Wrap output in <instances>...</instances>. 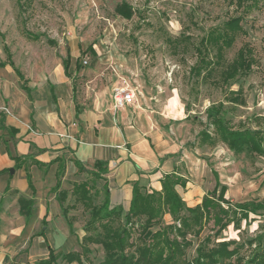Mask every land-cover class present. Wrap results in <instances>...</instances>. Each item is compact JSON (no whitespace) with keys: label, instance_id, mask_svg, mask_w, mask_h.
<instances>
[{"label":"rangeland","instance_id":"rangeland-1","mask_svg":"<svg viewBox=\"0 0 264 264\" xmlns=\"http://www.w3.org/2000/svg\"><path fill=\"white\" fill-rule=\"evenodd\" d=\"M233 19L240 21L241 30L224 50L221 64L216 66L212 46L198 56L201 40L211 30L224 32ZM242 46L251 50L250 70L224 83L220 74ZM68 50L73 60L69 80L83 106L106 109L109 103H104V97L115 88L133 90L134 104L115 123L120 145L129 151L132 143L146 142L162 156L169 170L186 181L184 188L176 190L187 207L199 205L213 190L214 173L226 187L224 197L230 202L264 205V156L228 149L206 117L208 107L221 104L233 129L264 132V0H0V58L12 62L27 81L49 83ZM232 92L238 94L239 102L228 98ZM65 176V188L56 192L64 219L59 217L56 224L69 227V232L59 227L47 238L54 251L80 257L70 263L58 259L56 264H100L105 250L94 238L102 229L98 221L93 226L87 222L91 208L105 198L104 181L86 168L75 174L67 171ZM81 182L87 184L88 198L72 193V184ZM152 190L146 191L151 194ZM161 208L159 223L149 228L145 217L126 224L128 210L103 222L108 221L110 232L129 229L124 254L134 257L147 248L151 234L164 226L183 234L170 233V239L190 242L184 250L189 264L197 250L223 246L237 251L225 264L237 258L238 264H246L257 246L264 247V207L250 213V221H241L238 229L230 224L217 234L213 219H203L202 230L196 233L190 219L185 228L168 208ZM182 215L189 214L181 211Z\"/></svg>","mask_w":264,"mask_h":264},{"label":"crops","instance_id":"crops-1","mask_svg":"<svg viewBox=\"0 0 264 264\" xmlns=\"http://www.w3.org/2000/svg\"><path fill=\"white\" fill-rule=\"evenodd\" d=\"M68 57L70 65L69 50ZM65 59L49 83L34 84L17 69L21 80L9 62L0 58V264H37L46 259L47 246L52 248L48 233L59 227L69 232V227L56 224L59 217L64 219L56 193L65 188L64 174L59 189H54L61 164L65 174H75V161L84 170H93L97 161L105 162L109 207L121 206L124 212L129 209L133 183L160 191L166 174L181 176L169 170L168 162L146 142L132 143L129 151L120 145L115 123L125 118L130 105L115 111L111 95L104 97V103H109H103L106 109L77 102L69 66L67 74L63 67ZM23 83L30 97L21 88Z\"/></svg>","mask_w":264,"mask_h":264},{"label":"trees","instance_id":"trees-1","mask_svg":"<svg viewBox=\"0 0 264 264\" xmlns=\"http://www.w3.org/2000/svg\"><path fill=\"white\" fill-rule=\"evenodd\" d=\"M239 20L233 19L225 24L224 32L217 33L211 30L206 39L201 40V48H197V55L203 56L206 51V47L212 46L215 48V60L216 66L221 64L223 60V53L225 49H229L235 39L236 32L239 31ZM241 30V29H240ZM219 32V31H218ZM204 51V52H202ZM251 50L248 46H242L237 54L236 58L221 72V79L224 83L236 78L237 75L246 73L251 67ZM202 62V61H201ZM9 65L13 68L16 75L22 80L23 77L20 72L14 68L12 62ZM4 66V64H1ZM69 66V57L63 61V67L65 74ZM206 69L209 66L208 62L205 65ZM214 69V68H213ZM197 68L195 73L199 75L201 71ZM212 70V69H211ZM210 69H207L205 74H209ZM203 74V75H205ZM21 88L29 95L28 87L23 83ZM238 94L232 92L229 99L234 102H239V98H236ZM223 105H211L206 109V117L210 124L214 127V131L221 140L225 143L228 149L233 152H241L243 150H249L258 156H264V132L259 130H236L230 126L228 120L225 119L222 110ZM201 133V136H204ZM207 137V136H206ZM15 161V167L20 166L17 163V157L12 158ZM55 161H58L57 159ZM77 165L78 171H85L79 166L77 161L74 162ZM59 167V166H58ZM91 171V175L97 180H104L103 175L107 173L106 163L97 161L94 164V168ZM64 174V166L61 164L60 169L55 173L56 184L54 189L58 190L60 187V180ZM215 175V186L213 190L206 196H204L199 205L195 207H187L182 197L176 190V187L184 188L186 181L179 175L174 173L166 174L161 183V190L157 192L152 190L151 194H148L144 187L140 186L137 182L132 184L131 200L127 213L124 215L126 224L130 223L131 219L136 217H145L146 227H152L154 224L159 223V215L161 214V206H165L169 209L170 214L178 218L183 227H188L187 222L190 219L194 225L197 226L196 233H200L202 230V221L206 219L210 221L213 219L215 228V234L225 229L228 225L232 224L238 229L241 221L246 223L250 221L249 214L256 213L264 207L261 203H255L253 201L232 203L224 197L226 187L221 185L218 176ZM29 185L31 184L30 176H27ZM87 184L85 182L75 183L72 186V193L75 195H81L88 198ZM105 198L101 205L94 206L90 211V220L87 225H94L98 221V226L102 229L100 234L96 233L95 241L100 242L105 250V259L100 264H189L184 258V250L190 245V242L183 243L178 242L175 238L170 239L169 234L177 232V234L183 237V234L174 227L164 226L160 230L151 234V242L143 250L138 251V256L125 255L124 248L130 232L128 228H122L116 232L113 230L110 232L107 226L108 221L113 216H121L124 211L121 206H115L109 208V192L107 183L104 180L103 184ZM86 200H84V203ZM225 205V207H224ZM66 210V208L64 209ZM63 210V213H64ZM181 211H186L189 215L179 216ZM210 211L213 212L211 216ZM115 231V232H114ZM42 235V234H41ZM86 240L92 239L86 237ZM48 247V255L46 259L40 260L37 264H56L58 259L63 262H73L79 260V255L74 252L61 253L56 252L52 248ZM255 248L252 256L246 261V264H264V247ZM116 249V250H114ZM237 254L236 249L228 250L226 246L218 249H209L207 251L197 250L195 258L191 259L192 264H225ZM237 260V261H236ZM234 262L228 264H238L241 262L237 258Z\"/></svg>","mask_w":264,"mask_h":264},{"label":"built area","instance_id":"built-area-1","mask_svg":"<svg viewBox=\"0 0 264 264\" xmlns=\"http://www.w3.org/2000/svg\"><path fill=\"white\" fill-rule=\"evenodd\" d=\"M84 64H86V62H84ZM110 98L113 109L116 111L118 109L132 105L135 101V94L133 90L129 89L128 87H119L114 89Z\"/></svg>","mask_w":264,"mask_h":264},{"label":"water","instance_id":"water-1","mask_svg":"<svg viewBox=\"0 0 264 264\" xmlns=\"http://www.w3.org/2000/svg\"><path fill=\"white\" fill-rule=\"evenodd\" d=\"M11 173H13V170H10Z\"/></svg>","mask_w":264,"mask_h":264}]
</instances>
